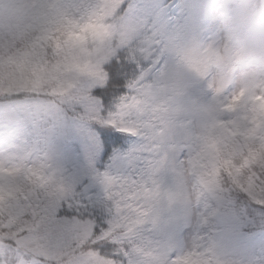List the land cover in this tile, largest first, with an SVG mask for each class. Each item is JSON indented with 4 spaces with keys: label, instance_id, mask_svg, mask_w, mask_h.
Segmentation results:
<instances>
[{
    "label": "snow or ice",
    "instance_id": "1",
    "mask_svg": "<svg viewBox=\"0 0 264 264\" xmlns=\"http://www.w3.org/2000/svg\"><path fill=\"white\" fill-rule=\"evenodd\" d=\"M67 7L85 17L83 24L76 21L78 27L93 20L114 25L119 30L112 37L115 54L103 64V82L90 90L92 102L78 106L90 128L82 144L84 171L75 183L61 186L47 157L29 147L25 127L53 98L51 88L18 90L11 81L24 73L34 76L81 46L90 51L97 41L44 38L26 61L0 47V264H212L204 245L176 255L154 238L153 226L168 202L164 174L189 158L186 140H162L157 134L153 102L145 93L161 67L157 56L173 24L171 5L167 0H69ZM109 8L114 10L107 15ZM137 24L142 27L121 44L123 26ZM237 103L224 108L234 111ZM131 137L138 139L137 149L114 151ZM142 158L144 169L138 167ZM119 164L127 166L123 174L116 170ZM258 168L264 166H254L248 175L264 199V170Z\"/></svg>",
    "mask_w": 264,
    "mask_h": 264
},
{
    "label": "rangeland",
    "instance_id": "2",
    "mask_svg": "<svg viewBox=\"0 0 264 264\" xmlns=\"http://www.w3.org/2000/svg\"><path fill=\"white\" fill-rule=\"evenodd\" d=\"M39 1L43 9L49 10L69 2L0 0V6L5 12L9 4H14L18 12L25 14ZM260 1L257 0L258 7L264 4V0ZM225 2L167 0L173 9V24L164 37L162 54L157 56V62L162 61L161 67L145 93L153 102L157 134L162 140L174 137L186 140L189 158L186 165L182 161L179 168L164 174L162 186L168 193V202L159 213L158 223L153 226L156 229L154 238L165 246L167 252L176 255L187 252L197 243L204 245L212 253L209 257L212 264H224L230 259L235 262L232 264H264V234L243 231L247 224L243 225L234 214H225L220 209L217 179L214 173L209 172L215 169L217 162L212 140L217 124L222 122L226 129L232 128L231 112L235 113L239 108L249 110L257 102L264 108V74L260 73L254 61L245 56L232 34L224 28ZM113 10L109 8L105 14L110 15ZM71 15L78 32L67 39L78 44L86 36L95 38L97 43L92 44L91 50L81 46L75 54L63 56L46 70L40 68L30 78H26L28 74L24 73L11 81V87L18 90L36 92L42 90V86L51 88L53 98L25 123V127L31 141L29 147L38 148L47 157L61 186L75 183L84 171L86 159L82 144L90 128L78 106L87 107L92 102L90 90L106 77L103 64L115 54L112 37L119 31L114 25L105 27L97 20L78 27L76 21L83 24L85 17L74 10ZM141 27L139 24L123 26L120 43H126L128 34ZM44 38L50 37L46 35ZM7 39L0 38L5 55L22 61L31 59L35 50L16 49L12 40ZM237 101L234 111L225 110V104ZM88 110H92L91 106ZM230 131V136L224 137L227 141L232 137V129ZM244 138L246 155L240 167L232 163L233 179L244 185V191L253 202L262 205L264 199L254 191V181L248 172L254 166H264V139L259 140L249 134ZM137 148L138 145L132 146L128 152ZM24 150L22 147L21 151ZM5 163L11 166L12 162ZM138 167H146L143 158ZM116 170L123 174L127 166L116 165ZM244 172L247 176L242 181ZM136 175L138 177L140 172ZM97 194L103 195L99 186ZM263 217L259 223H263ZM211 218H216V229L203 232L202 226Z\"/></svg>",
    "mask_w": 264,
    "mask_h": 264
},
{
    "label": "trees",
    "instance_id": "3",
    "mask_svg": "<svg viewBox=\"0 0 264 264\" xmlns=\"http://www.w3.org/2000/svg\"><path fill=\"white\" fill-rule=\"evenodd\" d=\"M67 4L68 2L61 3L49 10L46 7L43 9L41 7L43 4L39 1L33 10L25 14L18 12L14 4H9L10 6L6 7L5 12L0 6V38L11 39L15 48H20L22 51L35 50L39 41L46 35L50 38L55 36L57 39H62L65 36L68 38L78 32V28L71 20L72 11L69 10ZM105 74L107 75L106 72ZM230 115L234 120L232 128L226 129L222 122L217 124L212 138L213 143H215L217 162L215 169L209 170V172L214 173L217 179L218 190L216 194L220 200V209L225 214H234L243 222V225L247 224L243 231L249 230L251 233L252 231H259L264 234V220L263 223H259V220L264 216V204L259 205L253 202L243 193L245 192L244 185L233 179L234 172L231 169L232 163L235 167H240L239 165L243 162L242 160L246 155L244 150V137L246 135L257 137L259 140L264 139V108L257 102L249 110L239 108L237 112H231ZM231 129L232 137H229L230 139L227 141L224 137L230 136ZM225 133L227 135H224ZM138 144V139L131 137L126 143L116 145L114 151L121 150L127 153L130 147H135ZM246 176L247 173L244 172V177ZM260 216L261 218H259ZM216 225V218H211L204 223L202 230L207 233L213 228L215 230ZM232 262L230 259L224 264H232Z\"/></svg>",
    "mask_w": 264,
    "mask_h": 264
},
{
    "label": "clouds",
    "instance_id": "4",
    "mask_svg": "<svg viewBox=\"0 0 264 264\" xmlns=\"http://www.w3.org/2000/svg\"><path fill=\"white\" fill-rule=\"evenodd\" d=\"M222 23L240 50L264 74V4L258 7L257 0H226Z\"/></svg>",
    "mask_w": 264,
    "mask_h": 264
}]
</instances>
